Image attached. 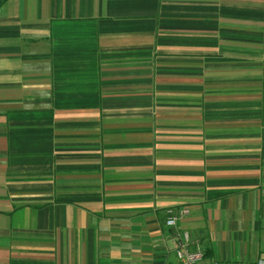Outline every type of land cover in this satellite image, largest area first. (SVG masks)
<instances>
[{"label": "crops", "instance_id": "0c3cea01", "mask_svg": "<svg viewBox=\"0 0 264 264\" xmlns=\"http://www.w3.org/2000/svg\"><path fill=\"white\" fill-rule=\"evenodd\" d=\"M182 231L264 260V0H0V264H177Z\"/></svg>", "mask_w": 264, "mask_h": 264}, {"label": "built area", "instance_id": "2783aa9c", "mask_svg": "<svg viewBox=\"0 0 264 264\" xmlns=\"http://www.w3.org/2000/svg\"><path fill=\"white\" fill-rule=\"evenodd\" d=\"M188 208H181L178 211L174 209L166 210L165 225L174 229L178 226L180 220H182L186 215H188ZM175 256L177 259V264H229L224 262H211L204 263L203 252L199 248H195L190 240V235L187 231H182L179 233V242L176 245ZM248 264H264V260H258L253 263Z\"/></svg>", "mask_w": 264, "mask_h": 264}]
</instances>
